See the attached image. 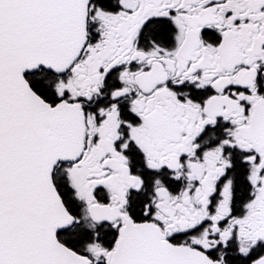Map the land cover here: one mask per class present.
Segmentation results:
<instances>
[{"label": "snow or ice", "instance_id": "1", "mask_svg": "<svg viewBox=\"0 0 264 264\" xmlns=\"http://www.w3.org/2000/svg\"><path fill=\"white\" fill-rule=\"evenodd\" d=\"M0 264H264V0H0Z\"/></svg>", "mask_w": 264, "mask_h": 264}]
</instances>
